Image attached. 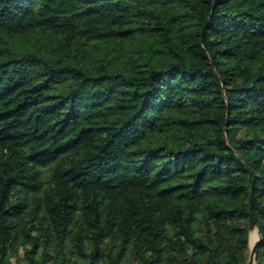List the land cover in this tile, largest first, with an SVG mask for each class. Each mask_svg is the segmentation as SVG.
Masks as SVG:
<instances>
[{"label": "trees", "instance_id": "obj_1", "mask_svg": "<svg viewBox=\"0 0 264 264\" xmlns=\"http://www.w3.org/2000/svg\"><path fill=\"white\" fill-rule=\"evenodd\" d=\"M251 188L264 264V0H0V264H248Z\"/></svg>", "mask_w": 264, "mask_h": 264}, {"label": "water", "instance_id": "obj_2", "mask_svg": "<svg viewBox=\"0 0 264 264\" xmlns=\"http://www.w3.org/2000/svg\"><path fill=\"white\" fill-rule=\"evenodd\" d=\"M250 182L252 180L251 176L249 178ZM248 229H249V258L248 264H257L256 262V247L258 243L261 241V235L256 227V222L253 214V190L251 188L250 197H249V221H248Z\"/></svg>", "mask_w": 264, "mask_h": 264}]
</instances>
